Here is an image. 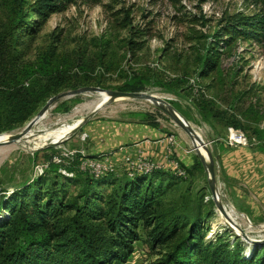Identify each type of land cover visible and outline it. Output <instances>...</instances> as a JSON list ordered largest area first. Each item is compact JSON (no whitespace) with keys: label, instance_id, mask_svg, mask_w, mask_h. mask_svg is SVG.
<instances>
[{"label":"rangeland","instance_id":"rangeland-1","mask_svg":"<svg viewBox=\"0 0 264 264\" xmlns=\"http://www.w3.org/2000/svg\"><path fill=\"white\" fill-rule=\"evenodd\" d=\"M40 2L20 3L24 22L36 29L35 36L22 37L28 52L25 60L34 63L39 53L56 46L61 69L71 83L53 97L86 89L104 93L57 101L32 134L0 147V201L6 202L32 184L48 199L54 195L52 184L58 181L64 204L75 203L90 178L95 179L89 162L109 157L116 171L100 189L106 196L112 181L128 176L126 159L143 155L169 172L164 208L188 198V191L193 207L205 197L203 210L209 217L203 221L204 241L227 232L229 240L242 245L246 258L263 248L248 252V244L235 225L227 223L212 198L203 168L193 170L183 183L170 177L177 176L175 164H182L177 154L199 161L200 139L209 148L217 143L222 149L264 154V25L259 27L264 22V0H55L60 12L45 18L34 13ZM17 4L18 0H0V35L11 24ZM214 43L217 48L212 49ZM108 91L144 94L160 101L126 98L102 103L99 96ZM49 100L28 122L1 131L0 136L17 135L28 128ZM174 115L193 130L197 142L174 122ZM231 130L243 132L249 147L231 146ZM147 132L163 135L157 142L168 140L165 162L155 163L143 152L124 155L129 147L125 138L143 134L140 141H149ZM215 165L221 205L251 239L263 241L264 215L251 217L241 213L239 205L252 196L251 191L244 183L228 179L216 158ZM74 214L53 220L51 233L58 235ZM218 219L223 223L215 224ZM150 234V229L140 226V240L127 264H157L172 252L175 241L152 249ZM62 242L56 237L51 243L57 259L63 256ZM68 257L65 260L70 264Z\"/></svg>","mask_w":264,"mask_h":264},{"label":"trees","instance_id":"trees-1","mask_svg":"<svg viewBox=\"0 0 264 264\" xmlns=\"http://www.w3.org/2000/svg\"><path fill=\"white\" fill-rule=\"evenodd\" d=\"M21 2L18 0L11 24L0 35V132L28 122L47 100L71 83L61 69L56 46L39 53L34 63L25 60L28 52L22 37L35 36L36 29L24 22ZM40 3L34 8L35 15L45 18L60 12L55 0ZM214 47L217 48L216 43L211 46ZM181 168L186 176L175 177L172 173L170 179L186 182L193 170L201 166L196 161L193 168L182 164ZM168 173L155 170L148 175L137 173L112 181L106 196L100 189L115 176L90 178L80 199L68 205L60 196L58 181L52 184L54 195L48 199L41 197L40 189L32 184L6 202L1 200L0 215L4 210L6 216L0 217V264H68L67 255L70 264H127L140 240V226L151 230L152 249L176 242L172 252L157 264H264V247L246 258L242 245L229 240L227 232L217 234L209 242L203 240V221L209 217L203 210L204 196L193 207L188 191V198L164 208ZM66 213L75 214L58 235H53L49 225ZM56 237H61L60 246L64 249L60 248L63 256L58 259L51 250Z\"/></svg>","mask_w":264,"mask_h":264},{"label":"crops","instance_id":"crops-1","mask_svg":"<svg viewBox=\"0 0 264 264\" xmlns=\"http://www.w3.org/2000/svg\"><path fill=\"white\" fill-rule=\"evenodd\" d=\"M149 133L147 132L145 135V138L149 139V141H140L143 134L138 137H136L137 135L134 136L132 140H129L130 137H126L125 145H129V147L124 151V155L135 156L139 152H143L155 163L165 162V156L169 149L168 140L157 142L156 139L162 138L163 135H151ZM214 145L217 148L213 147L211 149L215 156L214 159L216 158L220 163L222 173L235 183H244L251 191L252 196L247 197V199L243 196L245 200L239 204L241 213L245 211L251 217L264 215V154L229 149L226 146L222 149L220 148L222 145L219 146L217 143H214ZM181 153L177 155L185 167L195 166L196 161L193 158L183 157ZM198 162L203 168L200 160ZM239 198L241 199V197Z\"/></svg>","mask_w":264,"mask_h":264},{"label":"water","instance_id":"water-1","mask_svg":"<svg viewBox=\"0 0 264 264\" xmlns=\"http://www.w3.org/2000/svg\"><path fill=\"white\" fill-rule=\"evenodd\" d=\"M84 93H104L103 90L99 89H86L83 91H75V92H70L66 94H62L59 96H55L52 99L49 100V102L46 104V106L38 113V115L34 118V120L31 122V124L20 132L17 135H12L9 137V139L3 143H0L1 146H6L13 144L17 142L19 139L25 138L30 132L33 131L34 127L37 126V124L40 122V120L43 118V116L46 114V112L49 110V108L56 103L57 101L65 98H71L75 97ZM107 95L113 97V98H145L148 100H153L156 102H159L160 100L157 98H154L152 96L144 95V94H137V93H120V92H111L108 91L106 92ZM175 116V115H174ZM178 120L182 121L178 116H175ZM183 122V121H182ZM201 145V149L197 150V156L205 170L208 176V181H209V188L212 193V198L217 202L218 204V209L222 213L223 217L229 223L230 225H235V230L238 231L240 236L243 238L244 242H246L248 245L252 246L253 248H256L258 246L264 245V240L263 241H257L254 239H251L241 228L233 221L232 218L229 217L227 214L225 208L221 205L220 203V197H219V191L217 189V185L215 182V159H214V153L211 148H209V145L204 143L201 139L199 141Z\"/></svg>","mask_w":264,"mask_h":264},{"label":"built area","instance_id":"built-area-1","mask_svg":"<svg viewBox=\"0 0 264 264\" xmlns=\"http://www.w3.org/2000/svg\"><path fill=\"white\" fill-rule=\"evenodd\" d=\"M230 133L231 137L229 138V141L231 143V146H234L236 144L243 147H249V141L243 132L231 130ZM126 161L128 164L129 177H133L137 173L148 175L155 170L163 169L157 164H153L150 161H147V159L144 158L143 155H139L138 158L134 159L127 158ZM88 167L90 173L95 179L112 176L116 171L113 165V160L109 157L101 158L99 161H90ZM174 168V173H176L177 176H186L185 171L181 167H178L177 163L175 164Z\"/></svg>","mask_w":264,"mask_h":264},{"label":"bare ground","instance_id":"bare-ground-1","mask_svg":"<svg viewBox=\"0 0 264 264\" xmlns=\"http://www.w3.org/2000/svg\"><path fill=\"white\" fill-rule=\"evenodd\" d=\"M100 97V101L102 102V103H107L109 100H111V99H115V100H121V99H126V98H113V97H111V96H109V95H100L99 96ZM55 104V103H54ZM54 104L49 108V110L46 112V114L43 116V118L51 111V109H52V107L54 106ZM106 105V104H105ZM172 117V119L174 120V122L180 127V128H182L184 131H185V133H187L189 136H191V137H193L194 138V141H196L197 139H198V137L195 135V134H193V130L191 129V128H189V127H187V125L184 123V122H182V121H180V120H178L177 118H175V117H173V116H171ZM43 118L40 120V122L43 120ZM39 122V123H40ZM39 123H38V125H39ZM37 125V126H38ZM34 131V130H33ZM32 131V132H33ZM32 132H30L25 138H27L30 134H32ZM9 137L10 136H8V135H2V136H0V143H3V142H5V141H7L8 139H9ZM197 142V141H196ZM20 145H22V146H24V144H23V142L22 143H20ZM25 147V146H24ZM13 151V150H12ZM7 152L9 153V149L7 150ZM215 174H216V165H215ZM223 223V221H219V219L217 220V222H215V224H222ZM215 227H216V225H215ZM213 230H214V227H213ZM247 249H248V252H252L253 251V247L252 246H250V245H248V247H246ZM247 254V253H246ZM248 256V255H247Z\"/></svg>","mask_w":264,"mask_h":264}]
</instances>
